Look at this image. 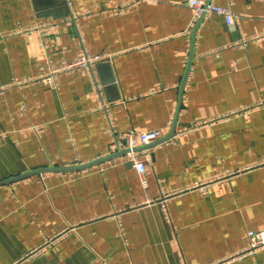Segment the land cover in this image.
Here are the masks:
<instances>
[{"label":"crops","instance_id":"0c3cea01","mask_svg":"<svg viewBox=\"0 0 264 264\" xmlns=\"http://www.w3.org/2000/svg\"><path fill=\"white\" fill-rule=\"evenodd\" d=\"M119 1L68 0L63 16L58 0H0V180L98 159L110 127H172L193 10L187 0L102 10ZM211 3L236 21L211 14L199 25L173 135L185 131L137 150L147 187L119 157L0 184V264H264V247L245 251L247 231L264 230V0ZM46 20L71 22L51 35L49 58L33 29ZM80 48L111 58L63 73L57 88L14 84ZM203 182L206 192L192 188Z\"/></svg>","mask_w":264,"mask_h":264},{"label":"built area","instance_id":"2783aa9c","mask_svg":"<svg viewBox=\"0 0 264 264\" xmlns=\"http://www.w3.org/2000/svg\"><path fill=\"white\" fill-rule=\"evenodd\" d=\"M207 0H187L188 5L193 10L192 15V22L189 25V27L185 30V35L187 37L190 36L191 30L195 23L198 21L199 16L204 13V16L211 15V14H219L225 18V21L229 25H233L236 21V17L234 16V11L232 10L231 6H224L219 4H213L209 3L206 5ZM67 4H69L68 0H66ZM147 2V0H122L119 2L112 3L111 6L102 8L103 11H107L109 13H117L123 10H129L130 8L143 3ZM89 13V12H87ZM66 23L68 25L71 24L70 21H63V23ZM56 23L52 20H46L43 23H39L35 26H33V29L36 30L38 34V39L40 43V50L41 52L49 56L48 47H49V41L50 37L53 33L57 32L61 25L63 24ZM27 30V29H24ZM2 34H0L1 36ZM255 39H262V36L260 37H254ZM248 39L242 38L240 41L235 42L236 45H243L246 43ZM111 58V55L106 52H100V53H89L86 51L85 48H80L78 56L75 57L72 60H62V62L54 63L51 59H49V64L45 68V70L42 71V74L37 76H28L24 79L15 80L14 84L16 85H26L29 82H42L45 85H48L52 88L58 87V78L63 75V73H70L74 71H80V70H92V67L97 64V62L100 61H107ZM95 88L97 89V86L95 85ZM3 88H0V95L3 93ZM244 109V108H242ZM228 115V114H227ZM223 116H219L217 118H212L209 121H203L202 123H196V126H201L202 124H207L210 122H214L216 120L221 119ZM35 130L41 131V128L34 127ZM184 129H179L176 133L177 135L180 133H183ZM167 131L165 129H151L150 131H125L122 134L115 133L114 130L110 127V134H111V140L112 143L110 144V149L107 154L116 153V151L119 150H126L127 152L123 155L117 156L120 159H123L124 161L130 162L132 167L136 169L137 174L139 175L140 182L143 187H147L148 182L146 179V176L144 174L145 172V162L138 157V151L135 150V148L139 147L140 145H147L151 142L157 141L160 138L164 137L166 135ZM173 135L168 138L167 142H175V138L177 135ZM125 140V142H124ZM105 154V155H107ZM116 159V158H114ZM82 162L86 161H80L75 160L71 164H82ZM86 170V169H83ZM83 170L81 172H83ZM74 172H69L68 175H72ZM42 178L43 175H40ZM207 183H195L192 188H196L201 193H204L207 191L206 189ZM165 200L163 199L161 202L162 208H164V215L167 220H170V215L168 212V209L165 206ZM123 232V229H122ZM246 237L248 240V244L245 248V251L249 252H255L257 249L264 247V230H248L246 233ZM54 239H50L48 241H45L42 247L47 246L48 244L52 243ZM222 262H217L216 264H220ZM104 264V263H102ZM185 264V263H184Z\"/></svg>","mask_w":264,"mask_h":264},{"label":"water","instance_id":"95a60500","mask_svg":"<svg viewBox=\"0 0 264 264\" xmlns=\"http://www.w3.org/2000/svg\"><path fill=\"white\" fill-rule=\"evenodd\" d=\"M60 2V4H63L66 8V11L64 12L63 16H67L69 14V9H68V5L66 4V0H58ZM211 2V0H207L206 1V5L209 4ZM204 13H202L200 16H199V19L198 21L195 23V25L193 26L192 30H191V40H190V45H189V55H188V58H187V62H186V65H185V71L183 73V77H182V80L180 82V91H179V98H178V108H177V111H176V114L174 116V119H173V124H172V127L170 128V130H168V133H166V135L164 137H162L160 140H157V142H160V141H166L168 140V138L174 134L175 132V129H176V126H177V119H178V114L180 112V109L182 107V97H183V92H184V85L186 83V80H187V77H188V73L190 71V67H191V64H192V61H193V58H194V55H195V52H194V45H195V39H196V32L199 28V25L201 24V22L203 21L204 19ZM105 63V61H100V62H97V64H95L94 66L96 67V69L100 66V65H103ZM93 66V67H94ZM114 81V80H113ZM112 81V82H113ZM125 142V140H124ZM155 142V141H154ZM153 142V143H154ZM152 142L150 144H153ZM150 144H147V146H151ZM139 147L135 148V150H138ZM127 151L126 150H119V151H116V153H111V154H107V155H103V156H99L98 159H94V160H90V161H86V162H82V164H65V165H59V164H54V165H48V167H40V168H32L31 170L29 171H26V172H23V173H19V174H16L14 176H9V177H6L4 179H1L0 180V184H7V183H11V182H14V180H18V179H22V178H26L28 176H31V174H38V173H48V172H65V171H78V170H83L85 168H89V167H92L94 165H97L99 164L100 162L102 161H105V160H109V159H114V158H117V156H120V155H123L125 154ZM129 164L131 165V163L129 162Z\"/></svg>","mask_w":264,"mask_h":264}]
</instances>
